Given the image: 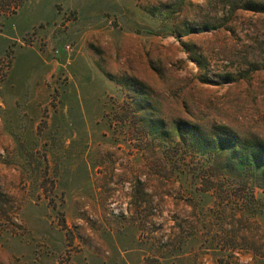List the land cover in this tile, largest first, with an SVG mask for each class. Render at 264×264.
I'll return each mask as SVG.
<instances>
[{
  "label": "rangeland",
  "instance_id": "374dc122",
  "mask_svg": "<svg viewBox=\"0 0 264 264\" xmlns=\"http://www.w3.org/2000/svg\"><path fill=\"white\" fill-rule=\"evenodd\" d=\"M250 4L264 9L0 13V264H264V13Z\"/></svg>",
  "mask_w": 264,
  "mask_h": 264
},
{
  "label": "trees",
  "instance_id": "16d2710c",
  "mask_svg": "<svg viewBox=\"0 0 264 264\" xmlns=\"http://www.w3.org/2000/svg\"><path fill=\"white\" fill-rule=\"evenodd\" d=\"M5 4H3L2 6H0V13L1 14H14L15 11L19 8L20 6V2L21 0H15V2H13V0H5ZM248 11H253V12H260V13H264V9L262 6H258L255 4H250L249 8H247ZM225 143L228 145L231 143V138L226 136L224 138ZM222 140L220 139L218 144L221 145ZM260 153H257L256 156H252V161L257 164V163H261V161L259 160L260 158ZM259 158V159H258Z\"/></svg>",
  "mask_w": 264,
  "mask_h": 264
},
{
  "label": "built area",
  "instance_id": "2783aa9c",
  "mask_svg": "<svg viewBox=\"0 0 264 264\" xmlns=\"http://www.w3.org/2000/svg\"><path fill=\"white\" fill-rule=\"evenodd\" d=\"M63 51H64L65 53H70V52H71V48H70V46H65V47L63 48ZM56 53L58 54L59 52L56 51Z\"/></svg>",
  "mask_w": 264,
  "mask_h": 264
}]
</instances>
